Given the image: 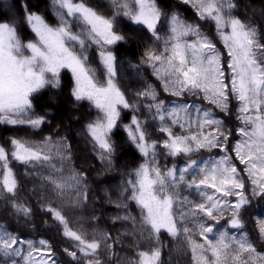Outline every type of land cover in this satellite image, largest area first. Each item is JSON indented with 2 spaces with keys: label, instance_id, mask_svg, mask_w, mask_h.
Segmentation results:
<instances>
[{
  "label": "snow or ice",
  "instance_id": "1",
  "mask_svg": "<svg viewBox=\"0 0 264 264\" xmlns=\"http://www.w3.org/2000/svg\"><path fill=\"white\" fill-rule=\"evenodd\" d=\"M179 4L192 19L162 0H50L55 23L29 0L0 13V125L40 135L0 142V206L12 221L0 223V264H63L57 237L68 264H165L164 233L189 264H264V6ZM133 44L135 63L119 53ZM125 71L135 91L122 87ZM64 72L73 109L88 105L79 155L63 123L42 135L54 113L36 110L43 90L65 87ZM118 129L141 158L133 167L119 162ZM118 167L114 199L100 178ZM105 203L115 236L95 227ZM38 215L51 218V237Z\"/></svg>",
  "mask_w": 264,
  "mask_h": 264
},
{
  "label": "trees",
  "instance_id": "2",
  "mask_svg": "<svg viewBox=\"0 0 264 264\" xmlns=\"http://www.w3.org/2000/svg\"><path fill=\"white\" fill-rule=\"evenodd\" d=\"M21 0H0V13H3L5 10H7L9 13L16 11L14 8L11 7L12 4H19ZM30 3L35 4L38 6L39 11L45 15L46 19L49 20L50 23H55V18L52 15V10L50 8V0H29ZM90 3L95 4L97 0H89ZM163 3H165L168 7L171 8H176L178 9L181 13L185 14L187 18L192 19L190 14L185 12V9L182 5L179 4V0H162ZM249 4L251 5L250 8L247 9L249 14H252V10L255 9L256 12L258 13L259 10L261 9L262 6H264V0H242V8L243 4ZM33 10H36L35 8ZM167 10V8L165 9ZM106 11V9H105ZM17 18L19 20V14L17 13ZM126 30V26H125ZM20 34H30L29 30L27 29L26 26L23 24L21 25L20 29ZM119 53L123 54V59L125 60H132L134 63L138 61L140 51L135 50V45H132V50L131 51H125L124 47H121L119 49ZM118 53V54H119ZM91 63L93 67H98V57L95 54V51H91ZM121 75L124 77V80L122 81V87L126 89H132L135 91L139 85L138 82L131 76L130 71H125L121 73ZM146 75H149V81L150 82H155L154 78L150 77V70ZM62 78L65 81V87L60 90V91H55V90H43L42 94L38 97V100L41 102L37 105V112H42L44 108H48L51 110L54 115H50L48 117L49 120L52 121V126L51 128L45 127L44 133L42 135L48 134L52 129L56 127L57 124L63 123L66 127L62 128L60 134H69L70 141L73 144L74 152L79 155L81 152L84 151L83 144V135H82V125L83 123L86 122V120L83 118L84 114L88 113V105L87 103L79 105L76 109H73V105L68 98V87H67V81L70 78V74L67 72H64L62 74ZM54 96L55 100L50 101L49 97ZM163 98V97H162ZM96 115L95 110L91 111L90 116L87 118H93ZM130 115V114H129ZM80 116L82 119L80 121H76L72 119V117ZM124 122H127V119H125ZM70 129V132H69ZM78 133L80 135H78ZM9 135H27L30 138L33 139H39L40 135H33V133L30 130L26 129H19V130H14L6 126L0 125V142L3 141V138ZM113 139L116 140L117 142L122 144V154L119 157V162L122 163L125 159L128 161V167H133L135 164H138L141 162V158L138 153L135 152V149L132 148L130 145L123 144V141L125 139V135L122 132V130H117V134L113 136ZM90 162L94 163L99 167V164L97 161L91 160ZM77 165L79 164V160L76 161ZM127 169L118 167L115 171L111 173H107L106 177H101L100 182H103L105 180L113 181L112 185L105 184V187H108L109 191L113 193V198L115 199L114 195V184H118L119 182V173L121 171H126ZM20 172H23V169H19ZM93 177H95V172L91 174ZM31 184L26 183L25 187L21 189V195H25V189L30 188ZM99 195H102V193H99ZM32 203L34 204V198L32 200ZM97 207V212L96 215H101V205L98 204L96 205ZM103 214H104V219L100 221L98 225H95V227L99 228H107L113 236L116 235V228L119 227V224L116 225V228L110 227V221H107V216L108 214H114L115 209L112 205L108 204H103ZM130 211L134 215H138V209L135 207L134 204L130 205ZM10 211V210H9ZM87 214V213H85ZM75 219V218H72ZM36 224L39 229V234L44 235L46 238L51 237L53 235V230L51 229H45L44 225L42 224L43 220H48L49 224H51V218L47 216H41L38 215L36 218ZM0 223H12V221L8 218L7 214L4 212L2 206H0ZM88 228L89 231H91V228L88 227L87 225L85 226ZM161 241L164 244L163 248V254H162V259L165 261V264H189L190 261V256H185L182 253L177 251L178 248V242L173 241L170 239L166 233L161 235ZM57 249H58V254L61 255L62 262L63 264H68L67 258L63 257L62 253H59V249L62 247L67 246L64 244L59 237H57ZM129 244V241H125V248L121 252L122 255H131V252L128 251L127 245ZM143 247H147V244L145 243Z\"/></svg>",
  "mask_w": 264,
  "mask_h": 264
},
{
  "label": "rangeland",
  "instance_id": "3",
  "mask_svg": "<svg viewBox=\"0 0 264 264\" xmlns=\"http://www.w3.org/2000/svg\"><path fill=\"white\" fill-rule=\"evenodd\" d=\"M22 37L24 38H31V34H21ZM254 227V221H250L248 224L249 230L253 229Z\"/></svg>",
  "mask_w": 264,
  "mask_h": 264
}]
</instances>
